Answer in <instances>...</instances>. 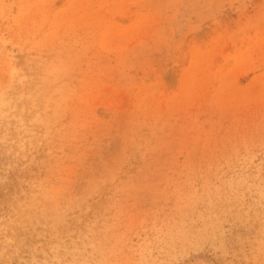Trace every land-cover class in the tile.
I'll return each instance as SVG.
<instances>
[{"label": "rangeland", "instance_id": "rangeland-1", "mask_svg": "<svg viewBox=\"0 0 264 264\" xmlns=\"http://www.w3.org/2000/svg\"><path fill=\"white\" fill-rule=\"evenodd\" d=\"M0 264H264V0H0Z\"/></svg>", "mask_w": 264, "mask_h": 264}]
</instances>
